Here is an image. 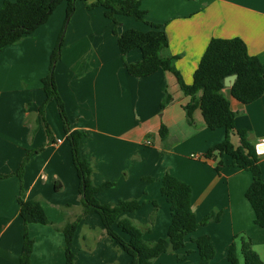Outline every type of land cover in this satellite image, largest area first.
I'll return each mask as SVG.
<instances>
[{
	"label": "crops",
	"instance_id": "obj_1",
	"mask_svg": "<svg viewBox=\"0 0 264 264\" xmlns=\"http://www.w3.org/2000/svg\"><path fill=\"white\" fill-rule=\"evenodd\" d=\"M4 0H0V7ZM146 20L161 25L168 45L164 57L178 56L175 67L190 84L197 64L212 37H239L250 55L264 62V0H140ZM94 0H89L93 3ZM80 4V3H76ZM66 2H61L48 20L30 35L0 52V264H19L24 224L18 213L20 179L13 174L24 155L22 173L24 199L41 198L48 219L61 225L81 212L78 177L69 139L63 128L57 102L52 99L41 115L38 107L45 94L41 78L48 74L50 54L60 32ZM119 33L150 26L129 16L116 17ZM114 23L102 6L78 5L63 37L62 55L54 70L55 82L69 120V127L85 132L81 139L84 155L93 162L95 184L115 185L96 193L100 203L140 199L143 205L127 216L139 226L148 242L167 233L171 221L169 204L160 192L165 171L189 184L191 203L198 219L220 212L218 221L200 225L185 237V245L161 254L154 264H199L195 238L209 235L215 255L207 264H230L226 250L233 236L246 234L252 247L264 254V228L253 222L254 211L245 197L251 173L234 167L229 156L218 173L215 160L200 154L225 138V129L208 128L200 110L187 122L183 106L190 97L168 71L144 77L127 72L126 62L140 60L141 52H120ZM165 88L172 101L161 108ZM237 112L234 124L248 133L255 146L264 138V94L242 104L228 96ZM48 124L51 135L46 133ZM168 130L161 140L160 125ZM59 140V141H58ZM231 142L237 146L238 136ZM197 155V157L193 155ZM264 180V152L259 160ZM152 178L151 181L143 177ZM55 183L60 185L55 189ZM71 206L66 208L65 206ZM33 238L31 264H64V235L52 224L29 223ZM127 240V235L120 232ZM72 249L75 264H130L131 257L110 239L96 213L77 223ZM264 262V255L256 251Z\"/></svg>",
	"mask_w": 264,
	"mask_h": 264
},
{
	"label": "trees",
	"instance_id": "obj_2",
	"mask_svg": "<svg viewBox=\"0 0 264 264\" xmlns=\"http://www.w3.org/2000/svg\"><path fill=\"white\" fill-rule=\"evenodd\" d=\"M63 1L66 2L64 24L73 15L78 1L85 2L89 9L101 5L104 8L105 16L114 23L113 33L117 35L120 52L123 55L133 49H139L141 52L139 61L126 62L127 72L134 77L149 76L158 70L171 72L182 92L190 97L187 104L183 106L187 122H193V112L198 108L208 128L223 127L225 129L224 140L209 147L200 154V157L204 160H215V170L219 173L224 164L222 157L227 155L234 167L251 173L252 180L245 191V197L254 211L253 222L264 228V180L259 164L261 154L257 152L256 146L249 141L248 133L235 127L234 118L237 112L231 108L230 100L224 92L227 89L230 97L242 104H248L260 98L264 94V62H261L256 56L250 55L246 44L239 37H212L194 70L192 82L187 84L174 65L178 56L164 57L161 55L162 49L168 45L167 35L161 25L146 20L147 11L142 8L140 0H98L96 3H89V0H4L0 7V52L7 45L18 43L38 26L44 24ZM119 15L143 21L150 26V29L140 31L129 28L119 33L116 29L118 25L116 17ZM62 44L63 38L60 35L50 55V70L41 78L45 98L38 110L43 115L44 108L49 101L54 99L57 102L78 177L81 212L75 219L67 216L61 225H56L48 219L41 198L24 199L22 197V173L25 160L29 156V152H27L17 170L13 172L20 179L17 203L18 213L24 224L19 264H31L34 240L27 233L26 226L29 223L52 224L55 229L61 231L64 235V264H75V254L72 249L74 233L80 218L89 213L98 214L110 239L116 242L119 249L130 255V264H154L161 254L174 252L184 247L185 237L200 225L209 221H218L220 212L212 211L198 219L192 208L189 184L169 171H165L160 192L169 204L171 221L164 237L154 242H148L143 238V233L150 229L153 214L150 216V224H147L146 227L139 226L127 216L128 212H133L143 205L142 200L119 199L115 204L98 201L96 193L113 187L115 182L94 183L93 162L84 155L81 147V139L86 134L84 131L69 127V120L64 103L57 91L54 75V67L61 57ZM232 74L237 75L234 83L226 87L224 79ZM171 101L172 96L165 88L160 107H166ZM45 125L46 133L51 135L48 124L45 123ZM233 134L238 136L237 146L231 142ZM159 135L161 140L168 137V130L164 124L160 125ZM6 176L8 174H0V178ZM143 178L147 181L152 180L147 176ZM59 188L60 185L55 183V189ZM70 206L68 204L65 207ZM120 232L127 235V240L121 236ZM193 241L199 254V264L209 263L215 255L209 235H201ZM225 257L230 264H264L253 249L250 237L243 233L233 236Z\"/></svg>",
	"mask_w": 264,
	"mask_h": 264
},
{
	"label": "rangeland",
	"instance_id": "obj_3",
	"mask_svg": "<svg viewBox=\"0 0 264 264\" xmlns=\"http://www.w3.org/2000/svg\"><path fill=\"white\" fill-rule=\"evenodd\" d=\"M98 0H94V3H96ZM78 3H80V4H77L76 6H75V11H76V8H77V6L78 5H82L84 8H86L87 7V5H86V3L85 2H83V1H78ZM97 6H99V5H97ZM101 6V5H100ZM95 7V6H94ZM74 11V12H75ZM65 12H66V10H65ZM65 12H64V16H63V23H62V26H61V29H60V32H59V34H58V37L61 35L62 36V38L64 37V32H65V28H66V26H67V23H65L64 24V22H65ZM74 14V13H73ZM71 18V17H70ZM69 21V20H68ZM63 30V33L61 34V31ZM58 37H57V39H58ZM57 39H56V42H57ZM56 42H55V45H56ZM55 45H54V47H55ZM53 47V48H54ZM62 47H63V44H62ZM53 50V49H52ZM52 52V51H51ZM51 55V54H50ZM61 55H62V49H61ZM61 58V57H60ZM49 70H50V65H49ZM48 70V71H49ZM54 70H55V67H54ZM225 95H226V97H228V96H230L229 95V92H228V90L226 89L225 91ZM244 235H246V234H244ZM154 242V241H153ZM255 251H258L259 253H262V255H264L263 254V250H262V248H261V246H256V247H254L253 248Z\"/></svg>",
	"mask_w": 264,
	"mask_h": 264
},
{
	"label": "water",
	"instance_id": "obj_4",
	"mask_svg": "<svg viewBox=\"0 0 264 264\" xmlns=\"http://www.w3.org/2000/svg\"><path fill=\"white\" fill-rule=\"evenodd\" d=\"M236 76H237L236 74H232V75H228L227 77H225L224 85L226 87L231 86L234 83V80H235ZM257 149L258 150L264 149V144H260L259 146H257Z\"/></svg>",
	"mask_w": 264,
	"mask_h": 264
},
{
	"label": "built area",
	"instance_id": "obj_5",
	"mask_svg": "<svg viewBox=\"0 0 264 264\" xmlns=\"http://www.w3.org/2000/svg\"><path fill=\"white\" fill-rule=\"evenodd\" d=\"M59 141V140H58ZM260 144H264V138L263 139H261V142L259 143V144H257L256 145V150H257V152L259 153V154H262L263 152H264V149H262V150H258L257 149V146H259ZM194 157L196 156L197 157V155H193Z\"/></svg>",
	"mask_w": 264,
	"mask_h": 264
}]
</instances>
